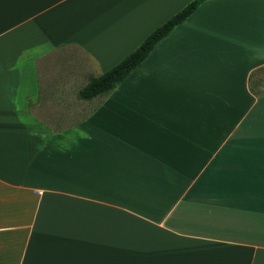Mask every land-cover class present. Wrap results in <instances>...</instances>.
Wrapping results in <instances>:
<instances>
[{"label": "crops", "instance_id": "obj_1", "mask_svg": "<svg viewBox=\"0 0 264 264\" xmlns=\"http://www.w3.org/2000/svg\"><path fill=\"white\" fill-rule=\"evenodd\" d=\"M188 1L0 0V264H264V0L77 95Z\"/></svg>", "mask_w": 264, "mask_h": 264}, {"label": "trees", "instance_id": "obj_2", "mask_svg": "<svg viewBox=\"0 0 264 264\" xmlns=\"http://www.w3.org/2000/svg\"><path fill=\"white\" fill-rule=\"evenodd\" d=\"M204 0H190L177 12L150 31L144 39L116 64L97 76L90 77L77 91L81 99H90L111 90L123 80L149 53L154 44L164 37L174 26L189 16Z\"/></svg>", "mask_w": 264, "mask_h": 264}]
</instances>
